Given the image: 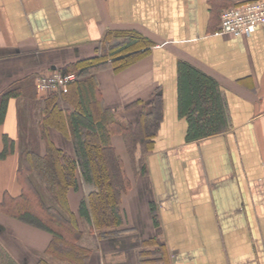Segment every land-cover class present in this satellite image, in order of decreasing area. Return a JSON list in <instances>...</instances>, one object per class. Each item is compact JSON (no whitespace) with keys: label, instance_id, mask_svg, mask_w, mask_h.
Masks as SVG:
<instances>
[{"label":"crops","instance_id":"0c3cea01","mask_svg":"<svg viewBox=\"0 0 264 264\" xmlns=\"http://www.w3.org/2000/svg\"><path fill=\"white\" fill-rule=\"evenodd\" d=\"M256 1L264 0H0V154L5 139L13 146L0 157V202L22 191L21 153L45 154L40 119L49 94L37 89L38 76L94 59L109 32H135L152 43L145 56L91 75L104 108L136 124L159 106V127L144 172L131 166L123 137L112 136L131 185L113 237L94 232L84 240L95 248L88 264H140L145 243L161 251L162 264H264V26L249 38L219 33L224 10ZM183 64L218 85L219 134L187 141ZM49 137L75 155L58 130ZM81 187L85 199L79 173ZM77 197L69 191L72 212ZM79 221L85 231L89 224ZM52 239L0 213V264H39Z\"/></svg>","mask_w":264,"mask_h":264},{"label":"trees","instance_id":"16d2710c","mask_svg":"<svg viewBox=\"0 0 264 264\" xmlns=\"http://www.w3.org/2000/svg\"><path fill=\"white\" fill-rule=\"evenodd\" d=\"M151 46L152 43L138 33L109 32L97 57L59 70L63 75L75 72L79 80L69 84L61 97L54 92L47 97L40 119L45 154L28 148L21 153L18 178L22 191L16 197L5 195L0 202L3 213L53 235L45 258L39 264H53L51 259L60 257H65L69 264H88L90 250L77 245L84 233L80 219L95 231H113L122 226L121 197L130 183L113 147L112 136L122 135L129 154L141 143L146 157L159 127V106L152 116L143 114L136 124L122 122L119 110L103 107L91 74L106 66L122 71L145 56ZM179 76L181 114L190 123L187 141L219 134L223 109L216 82L186 64L180 68ZM12 95L6 93L5 101ZM50 128L72 141L73 157L50 139ZM12 150L13 146L9 147L5 139L0 157L4 158ZM138 171H145V158ZM79 173L88 194L77 215L70 209L68 193L79 189Z\"/></svg>","mask_w":264,"mask_h":264},{"label":"built area","instance_id":"2783aa9c","mask_svg":"<svg viewBox=\"0 0 264 264\" xmlns=\"http://www.w3.org/2000/svg\"><path fill=\"white\" fill-rule=\"evenodd\" d=\"M264 26V1L247 2L221 13L219 33L232 37H251ZM79 80L78 74L63 75L59 70L41 74L36 80L37 89L44 94L60 95L67 86Z\"/></svg>","mask_w":264,"mask_h":264},{"label":"rangeland","instance_id":"374dc122","mask_svg":"<svg viewBox=\"0 0 264 264\" xmlns=\"http://www.w3.org/2000/svg\"><path fill=\"white\" fill-rule=\"evenodd\" d=\"M73 73H75V72H73ZM73 73H71V74H73ZM76 74V73H75ZM62 94V93H61ZM61 94L60 95H58V96H60L61 97ZM121 120V119H120ZM122 122H127V121H125V120H121ZM41 122V121H40ZM127 123H129V122H127ZM116 135H118L121 139H122V135H120V134H116ZM124 140V139H123ZM122 140V141H123ZM124 144H125V142H124ZM152 147L153 146H151V147H149V149L151 150L152 149ZM125 150H126V153H127V155L129 156V159H130V161H131V166L134 168V170H135V167H137V169H139V167H140V165H142V163H143V159L145 158V154H146V151L144 152V147H143V145L141 144V143H138L137 145H136V147L133 149V151H131V154H129L128 152H127V149H126V145H125ZM140 161H142V162H140ZM127 165L129 166V168L131 169V166H130V162H129V160H127ZM124 172V171H123ZM140 172V171H139ZM127 178V177H126ZM128 179V178H127ZM129 180V179H128ZM129 183H130V185H131V182H130V180H129ZM127 192V190H125V192H123L122 193V197H123V195L125 194ZM71 193H73V194H77L78 195V197L76 198V199H72V202H71V205H73L71 208H72V210H73V208H75V210H73L74 212H78V210H79V208H80V204H81V202H82V200H84L83 198H84V191H83V188L81 187V188H79L78 190H74V189H71ZM87 194H88V189L86 188V196H87ZM122 197H121V203H122ZM0 213H2V214H4V215H6V216H8V217H11V218H14V217H12V216H9V215H7V214H5V213H3L1 210H0ZM17 219V218H16ZM85 231H84V233H83V236H82V239L77 243V245H80L81 247H84V248H87V249H89L90 250V252H91V255H92V253H93V251L95 250V248L93 247V245H89V247H87L86 245H85V243H84V240L86 239V237L88 236V235H93V234H95L94 232H97V233H99V231H100V233H101V236L103 237V238H112L113 237V234H109L110 233V231H112V230H104V229H96V231L93 229V228H91L90 226H88L87 225V227H85ZM144 247H150V246H147L146 245V243L143 245V248L141 249V251L140 252H138V259H139V263L140 264H162L163 263V260L161 259V257H162V255H161V251L160 250H158L157 252H156V250H150V249H148V248H144ZM156 252V253H155ZM163 254H164V252H163ZM43 258H45V255H43ZM65 257H60V258H58L57 260H54L53 258L51 259L52 260V263L53 264H69L67 261H65Z\"/></svg>","mask_w":264,"mask_h":264}]
</instances>
